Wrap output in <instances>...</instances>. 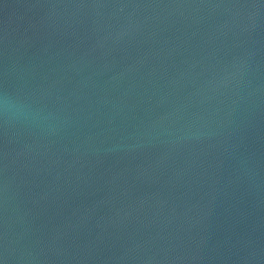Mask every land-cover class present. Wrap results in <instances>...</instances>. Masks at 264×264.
Listing matches in <instances>:
<instances>
[{"label": "water", "instance_id": "obj_1", "mask_svg": "<svg viewBox=\"0 0 264 264\" xmlns=\"http://www.w3.org/2000/svg\"><path fill=\"white\" fill-rule=\"evenodd\" d=\"M0 264H264V0H0Z\"/></svg>", "mask_w": 264, "mask_h": 264}]
</instances>
